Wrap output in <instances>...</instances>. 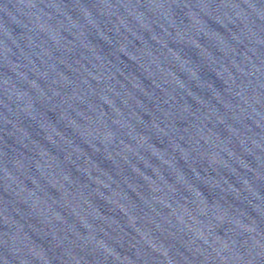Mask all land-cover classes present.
<instances>
[{"label":"water","instance_id":"95a60500","mask_svg":"<svg viewBox=\"0 0 264 264\" xmlns=\"http://www.w3.org/2000/svg\"><path fill=\"white\" fill-rule=\"evenodd\" d=\"M0 264H264V0H0Z\"/></svg>","mask_w":264,"mask_h":264}]
</instances>
